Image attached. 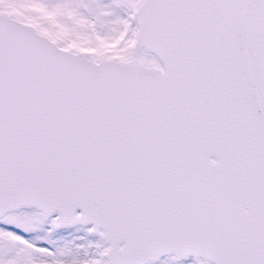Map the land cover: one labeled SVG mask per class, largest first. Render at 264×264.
Masks as SVG:
<instances>
[{
  "label": "snow or ice",
  "instance_id": "6c2138e0",
  "mask_svg": "<svg viewBox=\"0 0 264 264\" xmlns=\"http://www.w3.org/2000/svg\"><path fill=\"white\" fill-rule=\"evenodd\" d=\"M0 264H264V0H0Z\"/></svg>",
  "mask_w": 264,
  "mask_h": 264
}]
</instances>
